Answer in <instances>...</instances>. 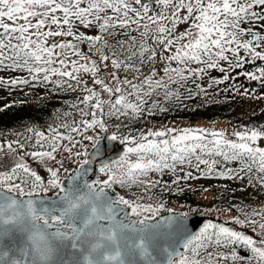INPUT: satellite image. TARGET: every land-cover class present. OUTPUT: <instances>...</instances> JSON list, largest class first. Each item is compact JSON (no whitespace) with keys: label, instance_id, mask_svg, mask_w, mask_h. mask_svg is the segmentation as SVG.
Instances as JSON below:
<instances>
[{"label":"snow or ice","instance_id":"6c2138e0","mask_svg":"<svg viewBox=\"0 0 264 264\" xmlns=\"http://www.w3.org/2000/svg\"><path fill=\"white\" fill-rule=\"evenodd\" d=\"M245 64L236 75L264 88V0H0V68L25 74L0 88L74 94L53 123L0 141V264H264V203L233 205L253 236L193 230L159 196L201 177L264 189V125L120 131ZM210 70L224 75L206 88Z\"/></svg>","mask_w":264,"mask_h":264},{"label":"trees","instance_id":"16d2710c","mask_svg":"<svg viewBox=\"0 0 264 264\" xmlns=\"http://www.w3.org/2000/svg\"><path fill=\"white\" fill-rule=\"evenodd\" d=\"M260 63L257 62V64ZM254 68L253 64H245L243 68L228 73L230 77H235V79H229L223 84L207 88V84L210 82L209 77L222 78L224 75L218 70H210L209 76L200 81L207 88L208 96L201 95L191 100H173L167 104L169 111L166 113L157 112L146 120L129 123L127 129L122 126L120 131L126 133L132 130V134L135 135V130L145 128V126L149 128L154 121L162 122L176 118L189 120L222 118L238 130L244 126L259 127L264 125V99H252L250 96L240 95L233 88V86L239 87L240 92L247 88L250 94L264 95V88H261L259 82L249 81L244 75H236V73L244 71H254ZM16 75L25 74L13 73L10 70L0 68V77L4 79H10ZM73 96L74 94L48 92L39 87L23 86L13 88L11 91L8 88H0V108H3V111H0V138L15 139L14 133L23 132L28 126L44 128L53 123L58 113L66 109L65 101L71 100ZM5 105L10 106L5 107ZM114 123H120V121H114ZM229 166L234 167L235 165ZM164 179L168 180L170 177L165 176ZM180 187L183 188L182 192L177 191L176 185H172L171 192L166 191L159 194L160 199L165 202L166 208H171L178 202L182 206L188 207L190 211H195L201 210L197 208H203L202 201L206 202L207 205L213 204L214 198L206 201L199 197L204 189L211 190L213 194L215 193L217 202L226 204L236 213L239 212L233 208V205L258 207L264 203V189L253 188L248 186L246 181L241 180L201 177L182 181ZM243 253L241 251V254L245 256L246 254ZM243 264H247V262L244 261Z\"/></svg>","mask_w":264,"mask_h":264},{"label":"rangeland","instance_id":"374dc122","mask_svg":"<svg viewBox=\"0 0 264 264\" xmlns=\"http://www.w3.org/2000/svg\"><path fill=\"white\" fill-rule=\"evenodd\" d=\"M164 127H174V128L203 127V128L215 129V130L223 129L228 134H231V132L234 130V128L229 124V122L225 119H222V118H216V119H211V120H207V119H203V118L192 119V120L183 119V118H176V119L164 120L162 122L154 121L149 126V128H153V129H161ZM235 130H238V129H235ZM240 130H242V129H240ZM2 140L3 139L0 138V141H2ZM3 159H5L6 161L8 160L7 157H3ZM75 166H76V164H68L66 162V167H68L70 169V171L72 169H74ZM33 167L39 172V174L47 177L46 171H44V169L41 168V166L39 164L33 163ZM103 178L104 177L101 175L99 179H103ZM214 194L211 190L204 189L203 192L199 195V197L202 198V200H206V201H208L210 198H214V202H213V204L207 205L206 202L202 201L204 204L203 208H197V209H201V210H204L205 212L212 213V214L216 215V217H221L222 219L220 218L221 220H216V219L210 217L207 219V221H205V223H208V222L223 223V224H225V226L233 227L236 230H243V231H246L247 234L255 236V233H252L251 229H240V227L238 225H235L231 222V218L233 216L239 215V213H236L233 209L226 206V204L217 202ZM171 208L177 209V210L182 211V212H185L187 210L190 211V209L188 207L182 206V204L178 203V202H176L175 205L172 206ZM228 209H231V211H229ZM244 253L246 254L245 256L250 255L247 252H244ZM245 262H247V260H245Z\"/></svg>","mask_w":264,"mask_h":264},{"label":"water","instance_id":"95a60500","mask_svg":"<svg viewBox=\"0 0 264 264\" xmlns=\"http://www.w3.org/2000/svg\"><path fill=\"white\" fill-rule=\"evenodd\" d=\"M114 146L112 147V150L108 153L109 159L115 158L117 154L121 153L123 146L120 145L118 142H113ZM93 167L97 168L99 167L98 164H94ZM76 169V168H75ZM100 174L97 172H89L86 177L83 179L89 180L91 182L92 180L99 179ZM65 183H68L67 177L65 176ZM51 195V193L49 194ZM175 213L179 214L182 213L181 211L175 210ZM169 213L167 211L162 212L161 216H167ZM208 215L200 210L192 211L187 213V216L184 218L185 221L190 225V228L193 230L198 231L199 228L203 225L205 220L207 219Z\"/></svg>","mask_w":264,"mask_h":264}]
</instances>
